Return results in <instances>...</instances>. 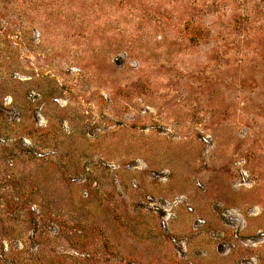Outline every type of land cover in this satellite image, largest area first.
Segmentation results:
<instances>
[{"label": "rangeland", "instance_id": "1", "mask_svg": "<svg viewBox=\"0 0 264 264\" xmlns=\"http://www.w3.org/2000/svg\"><path fill=\"white\" fill-rule=\"evenodd\" d=\"M0 264H264V0H0Z\"/></svg>", "mask_w": 264, "mask_h": 264}]
</instances>
